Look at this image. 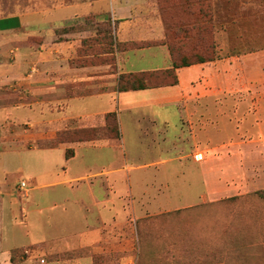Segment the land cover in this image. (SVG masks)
Here are the masks:
<instances>
[{"label":"rangeland","instance_id":"rangeland-1","mask_svg":"<svg viewBox=\"0 0 264 264\" xmlns=\"http://www.w3.org/2000/svg\"><path fill=\"white\" fill-rule=\"evenodd\" d=\"M91 1L0 0V20L20 14H46L49 19L50 10ZM135 1L137 8L127 20L134 19L143 28L141 34L121 41L110 16L106 22L111 24L112 46L101 27L96 31L103 17L93 14L75 16L61 27L53 24L50 32L44 30L51 36L46 41L39 35L19 39L11 32H0L1 244L5 250L33 244L13 250L11 264H264V194H256L264 192V138L247 120L254 106H264V88L254 95L245 89L242 77L239 93L222 94L218 82L207 84L213 94L206 97L193 96L187 87L178 101L180 123L174 107H165L163 113L157 109V114L155 109H143L166 119L164 147L185 148L176 154L160 146L146 150L149 142L137 134L127 113H121L119 120L115 115L119 140L107 136L104 117L101 121L60 119L64 108L58 99L102 91L105 81L112 80L104 79L106 73L116 75V88L117 79L127 74L117 67L125 51L161 47L170 56L166 43L174 40L179 57L208 60L213 56L202 64L213 66L217 73L226 59L235 62L237 57L264 52V0ZM180 24H188L190 30L175 39L173 31ZM36 52L63 56L52 64L32 63ZM149 59L133 61L144 66ZM157 61L168 62L161 56ZM61 67L67 74L70 69H87L65 76L59 73ZM34 69L51 76L59 73L55 81L62 95L51 92L43 75L33 81V88L19 85L26 80L18 76ZM175 76L160 73L150 84H171ZM86 77L85 82L75 81ZM76 144V157L65 160V152L74 154ZM32 148L52 149L45 151L49 155L45 172L33 168L34 156L43 151ZM196 153L201 158H195ZM151 162L155 164L140 169ZM106 170L114 172L96 179L110 189L105 201L101 202L104 192L98 183L93 188L105 207L92 206L85 185L71 180ZM21 181L27 183L26 189H19ZM66 198L81 201L77 206H83L82 213L90 209L87 218L98 212L105 218L88 223L94 226L89 245L75 242L61 251L54 240L62 246L81 232L80 226L65 223L72 216Z\"/></svg>","mask_w":264,"mask_h":264},{"label":"crops","instance_id":"crops-1","mask_svg":"<svg viewBox=\"0 0 264 264\" xmlns=\"http://www.w3.org/2000/svg\"><path fill=\"white\" fill-rule=\"evenodd\" d=\"M135 2H136L135 0H93L90 3H86V4L75 3L72 5L61 6L56 10H50L49 11L50 13H48L49 19L47 18L46 14H42L41 17L33 16V14L30 15L20 14V15L12 16L10 18L1 19L0 32H11L14 35H17L19 39H23L25 36L31 37V36L39 35V36H44V41H46V38L49 39L51 36L47 35L45 31L47 30V32H50L49 30L52 29L51 27L53 24H56L61 27L63 25H66L75 16H81L84 14H93V15L102 16L103 19L101 22H106L111 16L110 18H112L113 21H116L117 35L121 41L127 40V38L129 37L136 39L137 35L141 34L140 32L143 28H141L140 25L138 26V24L134 22V19L127 20L132 18L131 11L137 8L135 6ZM155 27L157 28V26ZM67 37H73V36L67 35ZM162 49L163 48L161 47L140 48L132 51L122 52L121 55H119L118 64H117L119 73H140V72H149V71L170 68L171 67L170 56H168ZM70 50L72 49H69L68 51ZM33 55L34 56L30 59L32 63H34L35 61L36 63H38L39 61V64H44V65L52 64L54 61L62 59V57L60 56H63L61 54L54 55L52 53L48 54L46 52L44 54L36 52ZM37 56H44V57L41 59ZM57 56L59 57L57 58ZM158 56H161L164 62L168 60L166 65L163 63V61L160 62L157 61ZM135 57L140 59L150 58L149 59L150 62L147 61V65L139 66L136 65L133 61ZM261 57H264V52L237 57V60L235 62L234 61L231 62V60L226 59L227 62H225V64L224 63L220 64L218 73L215 70H213V66L211 65L208 66L205 64L179 68L176 70L177 79H178L177 86L147 89V90L118 92L116 91L115 80H114L116 75L115 74L109 75L108 73H106L103 75L104 79H110L109 77H112V80L105 81V83L103 84L104 85L103 87L105 88L102 91L91 93L83 97H73V98L68 97V98L58 99L56 102L61 105V108L62 107L64 108L61 115L62 117L60 119L61 121H69L74 119L80 121L81 119H90V118L93 119L94 117H96L98 121H101V117H104L108 113H114L117 116V120H119L121 113H127L130 116V120L133 122L134 125H136L137 134L145 137L146 140L149 142L148 145L145 147L146 150H151L160 146L161 150L162 149L165 151L173 150L176 154L182 152L185 148L181 146H174V144L173 146L169 147L170 150L167 147H164L163 145L164 133L167 130L166 119L165 118L159 119V117L154 115L153 112L144 113L145 111L143 109L146 110L155 109L154 112L155 114H157L156 111L157 109H160V112L163 113L162 110L165 107H174V110L178 115V119L180 123L182 112H181V108H179L178 106V101L180 100L181 94L187 91V87H190V89L193 91V96H196L198 93L199 96L204 95V97H206L213 94V92L209 88H207V84L218 82L219 89L222 94L239 93L241 91V81H240L241 77L247 83L246 86L244 85L242 86H244L245 89H250L254 95L258 96L264 88V68L261 66L262 63ZM105 67L108 68V66ZM94 68L98 69V67H94ZM84 69L87 68H78L75 70V72H72V69H70L68 73L71 74H67L66 68L61 67L59 73L60 75L62 74L65 76H73V75L82 74ZM239 69L241 73L237 74L239 72ZM59 73L58 75L51 76V72L46 74V72H42L40 69H34L32 71L27 72L25 75L21 74L20 76H18L19 78L27 81L26 84H22L26 82L24 81L19 83V85H24V86L26 85L29 88H33L35 86L34 84H32L33 81L35 79H40V77L43 75L44 76L43 80H45L49 84V88L51 89V92H55L57 95L61 96L63 90L61 88H58L59 82L57 83L58 85H56V81H55L56 77L59 76ZM213 75H214V80H212ZM90 79L94 81L95 77H92ZM87 80L88 79L86 77V79L80 78L75 81L85 82ZM261 100L264 101V99ZM247 120L251 121L250 124L252 125V127L257 130L258 134L261 135L262 138H264V106L261 107L260 105L254 106V110H251V114L247 117ZM0 123H2V119H0ZM180 128L182 134L183 133L182 127ZM179 137L180 136H178V139ZM177 142L179 143V140ZM1 143H3L2 134H0V146ZM89 144L93 145V143H89ZM105 145L110 147L109 143ZM189 147L190 145L188 146V148ZM72 148L74 150V154L73 157L71 158L74 159L77 155L76 152L77 144L72 146ZM1 149L2 148L0 147V152ZM33 149L36 148H32L30 150ZM61 149L64 152V148L61 147ZM36 150L43 152L36 154L34 156L36 167L33 168H37V170H39L40 172H45L47 170L46 161L48 160L49 157L48 153H46L45 151L52 149H36ZM194 155L195 158L197 156L201 158V153H196ZM112 159L113 160L115 159L114 155H112ZM154 164L155 162L144 164L141 166L143 168L140 169H145L147 167L149 168L151 165ZM113 165H115V163H113ZM118 166L115 165V167ZM115 167L113 166L111 168H115ZM133 169H138V168L134 167ZM117 170L119 171L121 169H117ZM113 172L114 171L106 170L89 175L81 174L78 175V177H76L75 179H72L71 183L77 182L80 183L79 186L85 185V190L88 191L89 199L92 202L91 203L92 206L99 207L100 205H102L103 207H105L103 203L101 204L99 200L96 199V196L93 194V188L95 184L98 183L96 182L97 177L99 178L101 176H109V174ZM156 172L160 174L163 172V170H161V172L159 171ZM89 180H95V182ZM98 185L100 189H102V191L104 192L103 199L101 200V202H103L105 201V198H107L105 192L110 191V189L106 188L107 183L106 184L98 183ZM108 185H110L112 189L113 184L109 182ZM26 187H27V183H26ZM26 187L23 189H26ZM19 189L23 190L20 188V185H19ZM146 199L147 198H144V200ZM65 201L67 204L66 206L70 205L72 207V209L69 210V212L72 213V216L71 218H67L65 222L66 225L68 226L76 225L77 228L80 226L81 232H79V234L76 235L77 238L75 239V241H73L72 243H67L62 246L61 245L58 246L59 240L57 239L54 240L55 242H57V245L55 246L56 249L61 251L63 250V248L69 247V245L74 244L75 242L78 244L81 243L82 245H89V242H91V240L93 239L94 232L92 229H94V226L88 223H91L92 220L98 221L99 218H105V215L99 212L95 214V216L93 217L94 219L87 218L88 216L87 214L90 213V209L85 208V210L82 213L83 206L82 207L77 206V203L81 201L77 202V200H73L72 202H70L69 199L67 198L65 199ZM145 205L148 206L147 203H145ZM86 210L89 213H85ZM1 242L2 239L0 235V264H11L10 258L13 250L33 246V244L24 245V246H14L11 247L10 249L5 250ZM19 264H24V262L23 263L21 262Z\"/></svg>","mask_w":264,"mask_h":264},{"label":"trees","instance_id":"trees-1","mask_svg":"<svg viewBox=\"0 0 264 264\" xmlns=\"http://www.w3.org/2000/svg\"><path fill=\"white\" fill-rule=\"evenodd\" d=\"M108 22V21H107ZM107 22H98L96 24V31L99 32V28H102V31L104 32L105 37H108V45L112 46L113 43V36H112V29L111 24ZM190 30V26L188 24H180L176 27V29L173 31L174 38L177 39L178 36H184L186 35ZM116 41V40H115ZM117 42V41H116ZM115 42L116 48H118L119 43ZM167 49L169 51L170 59H171V67L167 68L165 70H156L152 72H140V73H127L121 75L116 83V91L118 92H127V91H137V90H147L152 89L155 87H161L163 85H175L177 84V77L175 76V80L171 82V84H150L151 80L156 79L157 76L161 73V75L165 77H170L172 74L176 73V70L183 67H189L196 64H202L207 61H212L214 57H210L208 60H205L203 58H197V60H189L188 57H179L177 54L178 50V43L177 41L170 40L166 43ZM162 71V72H161ZM109 116L112 117L111 120H107ZM104 120L107 121V133L108 137L113 140H119L120 133L119 128L117 126V121L115 118L114 113H108L104 116ZM86 133V132H84ZM94 141V139H91ZM84 142V141H81ZM77 142V143H81ZM88 142V141H87ZM71 157H73V151L71 152H65V159L68 160ZM256 194H264V192L256 193Z\"/></svg>","mask_w":264,"mask_h":264},{"label":"built area","instance_id":"built-area-1","mask_svg":"<svg viewBox=\"0 0 264 264\" xmlns=\"http://www.w3.org/2000/svg\"><path fill=\"white\" fill-rule=\"evenodd\" d=\"M25 187H26V183H25L24 181H22V182L20 183V188L23 189V188H25Z\"/></svg>","mask_w":264,"mask_h":264}]
</instances>
